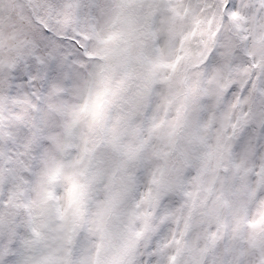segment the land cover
<instances>
[{"label":"snow or ice","instance_id":"6c2138e0","mask_svg":"<svg viewBox=\"0 0 264 264\" xmlns=\"http://www.w3.org/2000/svg\"><path fill=\"white\" fill-rule=\"evenodd\" d=\"M0 264H264V0H0Z\"/></svg>","mask_w":264,"mask_h":264}]
</instances>
